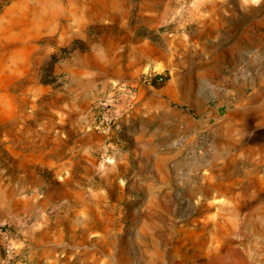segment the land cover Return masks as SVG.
<instances>
[{"label": "rangeland", "instance_id": "1", "mask_svg": "<svg viewBox=\"0 0 264 264\" xmlns=\"http://www.w3.org/2000/svg\"><path fill=\"white\" fill-rule=\"evenodd\" d=\"M198 6L203 2L0 0V264H36V254L55 243L90 247L102 257L91 264H264V163L253 158L222 171L202 164L216 115L264 93L260 77L241 73L262 45L264 0H247V26L224 54L210 43L214 31L203 28ZM99 54L121 80L110 89L134 96L145 86L188 118L190 135L163 146L149 190L129 184L138 165L131 157L116 168L105 164L141 129L148 134L165 123L117 115L114 104L96 99L100 79L85 71ZM174 59L187 77L164 66ZM104 105L117 128L99 123ZM89 129L107 135L102 145L80 138ZM10 138L14 152L6 148ZM186 161L195 166L184 171ZM211 179L225 194L213 204L197 201L201 181Z\"/></svg>", "mask_w": 264, "mask_h": 264}, {"label": "crops", "instance_id": "2", "mask_svg": "<svg viewBox=\"0 0 264 264\" xmlns=\"http://www.w3.org/2000/svg\"><path fill=\"white\" fill-rule=\"evenodd\" d=\"M203 2V7L198 6L195 9V15L201 19L203 28H211L214 31L213 37L210 39L211 44L218 46L217 52L226 53L231 50V45L235 40L234 36H238L239 31L247 26L244 16L246 15L247 0H198ZM200 5V4H199ZM209 10L207 9L208 6ZM261 47L260 49L249 55V59L245 60L241 68V73L247 76L257 75L260 77V85L264 90V31L261 32ZM237 41V40H236ZM150 48V46L148 45ZM170 52L169 57L171 56ZM177 55V54H176ZM248 56V55H247ZM90 71H85V75L100 79L97 84H101L98 89L96 99L106 100L116 106V114L121 115L128 111L130 116L135 118H159L164 122V130L161 127L153 126L150 133L141 129V133L127 146L128 150L124 153H118L109 164H105L106 170L116 168L119 164H124L131 157L132 163L138 165L133 168V173L130 176L129 184L134 183L143 190L151 188V182L148 179L156 174V158L163 151V146H168L171 139L183 133L184 136H189L190 132L187 127V117L181 115L167 102L162 101L160 97H156L153 93L147 90L145 86L139 88V93L132 96L120 89H110V83H119L116 70L111 67L108 57L104 54H99L92 58ZM167 65L172 68L176 75H184L187 77L188 70L184 66L178 65V59L173 62L166 61ZM97 76V77H96ZM240 82L237 81L238 84ZM120 88V87H119ZM104 92V95L101 94ZM225 113H218L216 119L212 121V143L204 154L202 164L207 165L210 169L218 171L230 170L232 166H236L240 161L253 160L256 163H264V93L259 95L258 101L246 99L238 100L232 108H226ZM221 115V116H220ZM261 132L262 139L258 141V133ZM107 137L106 134L91 130L85 131L80 138L86 140L90 145L96 147L102 145V142ZM125 137V134H124ZM131 135L126 139H130ZM11 139V138H10ZM16 143L12 141L6 146L9 152L16 147ZM177 156V155H176ZM178 158L168 161L169 167H174L177 164ZM114 162V163H113ZM184 171L191 170L196 162H187ZM127 166L128 163H126ZM139 171L143 175V180L136 179V172ZM203 191H196L195 198L199 202H207L213 204L216 200L221 199V195L225 194L218 189L220 182L211 179L210 181H201ZM224 182H222V185ZM157 186V184H156ZM201 186V185H200ZM144 195L146 192H143ZM169 195L160 193L157 200L166 202ZM37 210L40 212V202H35ZM101 216H108L105 210H101ZM5 219V217H3ZM3 245V240L0 239V251ZM90 247L81 243L73 244V246H61L52 244L49 247L42 248L37 256L36 264H91L101 260L102 257L97 253H92Z\"/></svg>", "mask_w": 264, "mask_h": 264}, {"label": "built area", "instance_id": "3", "mask_svg": "<svg viewBox=\"0 0 264 264\" xmlns=\"http://www.w3.org/2000/svg\"><path fill=\"white\" fill-rule=\"evenodd\" d=\"M159 82H163L164 79L159 77ZM98 121L101 125H106L108 127H118V121L113 116V112L111 111V107L108 105L101 106V110L98 113Z\"/></svg>", "mask_w": 264, "mask_h": 264}, {"label": "clouds", "instance_id": "4", "mask_svg": "<svg viewBox=\"0 0 264 264\" xmlns=\"http://www.w3.org/2000/svg\"><path fill=\"white\" fill-rule=\"evenodd\" d=\"M253 2H257V0H253Z\"/></svg>", "mask_w": 264, "mask_h": 264}]
</instances>
